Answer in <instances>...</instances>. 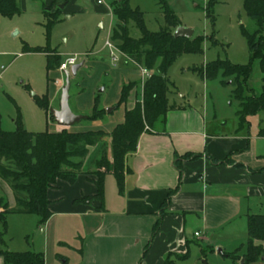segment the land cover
Instances as JSON below:
<instances>
[{
  "label": "rangeland",
  "instance_id": "1",
  "mask_svg": "<svg viewBox=\"0 0 264 264\" xmlns=\"http://www.w3.org/2000/svg\"><path fill=\"white\" fill-rule=\"evenodd\" d=\"M98 1L19 0V14L12 18H0V115L4 131L16 130L15 120L19 113L25 129L29 132H56L65 129L58 126L50 111L60 109L62 89L66 84V73L62 72L61 66L70 58H76V64L83 63L77 74H71L70 77V107L73 113L92 116L95 100L98 99L100 109H104L105 114L101 120L93 122L83 119L67 129L71 132L106 130V127H111L108 126L109 123L117 125L123 121L126 106L116 109L122 86L137 79L141 69L111 41L112 30L116 24L110 9L114 0H100L101 3ZM166 1L180 20V26L192 28L194 36L205 37L204 54H184L169 69L171 99L177 103L216 105L220 108L219 113L235 115L239 102L233 96L234 87L225 85L230 79H225L224 82L220 77L205 80L193 68L202 69L216 60H225L236 65H247L251 62L242 27L253 33L257 25L247 15L243 0H218L212 8L214 25L206 12L208 0ZM130 4L141 10L149 31L158 32L166 28L167 23L157 0H130ZM128 30L131 37H141L134 22H129ZM170 31L174 32L175 29ZM212 35H215L217 42L211 38ZM107 42L113 47H109ZM36 49L39 52H34ZM48 55L51 58L60 57L63 62L49 72ZM144 78L139 77L141 83ZM263 78L259 62L254 61L249 87L255 93L261 90ZM103 88L104 92H100ZM133 91L137 93L134 101L136 104L142 100V97H138L141 93L140 85ZM245 95H249L248 92ZM45 96L48 97L47 110L41 108L36 101V98L42 99ZM131 96L127 106L134 99ZM108 108L115 110L108 113ZM258 120L264 128V111L258 113ZM95 169L93 166L91 171ZM108 180L109 189L111 184L116 186L112 175ZM70 226L73 230L78 228L76 223H71ZM229 226L221 233L219 243L214 246L199 238L191 239L189 257L177 261V264H244L243 259L233 261L223 255L224 252H236L247 242L244 220H236ZM44 228L36 215L9 214L5 233L0 222V249L39 251ZM68 231L70 236L67 239L71 238L68 243L79 248L83 234H76L75 237L71 228ZM61 248V253L69 256L73 263L78 251L67 244ZM218 249H222L223 253L218 252ZM245 252L246 249L243 248L239 255L243 256Z\"/></svg>",
  "mask_w": 264,
  "mask_h": 264
},
{
  "label": "crops",
  "instance_id": "2",
  "mask_svg": "<svg viewBox=\"0 0 264 264\" xmlns=\"http://www.w3.org/2000/svg\"><path fill=\"white\" fill-rule=\"evenodd\" d=\"M140 92L138 97L142 84ZM137 93L131 92L134 99L125 110L134 107ZM169 103L176 108L168 111L165 124L145 131L127 156L122 193L113 175L116 186L109 189V174L104 201L90 199L97 188L88 172L102 144L90 148L76 182L59 180L48 191L51 217L35 251L44 253L45 264H164L170 254L189 252L191 239L214 246L236 220H244L247 231L249 215H264V128L258 114L241 125L236 113H219L216 105L177 103L170 95ZM117 125L109 123L103 131L111 133ZM106 142L110 146L111 139ZM187 155L197 157L181 159ZM0 185L13 208L12 190L2 180ZM176 188L162 212L169 191ZM71 223L78 228L73 230ZM70 228L75 237L83 234L79 248L68 243ZM66 244L78 251L73 263L61 253ZM0 264H5L2 255Z\"/></svg>",
  "mask_w": 264,
  "mask_h": 264
},
{
  "label": "trees",
  "instance_id": "3",
  "mask_svg": "<svg viewBox=\"0 0 264 264\" xmlns=\"http://www.w3.org/2000/svg\"><path fill=\"white\" fill-rule=\"evenodd\" d=\"M18 1L0 0V18H12L19 14ZM157 1L167 23L166 28L158 32H151L146 28L143 13L139 8L132 7L130 0H114L111 4L116 19L111 41L135 64L154 71V74L142 83L132 81L122 86L116 109L125 106L131 92L141 84L142 100L136 103L133 109H126L124 122L118 124L111 133L103 130L71 132L67 128L56 132L32 133L25 129L20 113L15 120L16 130L6 132L2 129L0 115V180L10 187L15 199V206L12 208L0 185V222L3 224L4 233L7 230V217L12 213L36 215L39 217L40 225H45L51 217L48 191L59 180L76 182L78 176L83 173L84 162L90 148L98 144H102V149L94 160L96 169L88 172V175L94 176L89 180L95 184L97 192L90 199L104 201L105 178L109 174L116 178L119 191L123 192L127 156L136 150L138 141L145 131L157 130L160 125H164L168 111L176 108L169 103V69L184 54H204L205 37L175 38L174 32L170 29L179 27L180 20L166 0ZM217 3L218 0H208V8H206L213 25L215 17L212 15V8ZM243 5L247 15L257 25L253 33L242 27L251 62L247 65H236L229 61L216 60L202 69L193 68V71L198 72L205 80H215L220 77L224 82L225 79H230L225 85L234 87L233 96L239 102L236 115L241 125L247 122L249 116L264 111V78L259 95L249 87L254 61L259 62L261 72L264 74V0H243ZM131 21L141 32V37L138 39L129 35L128 24ZM211 38L217 42L215 35ZM34 52L39 51L36 49ZM60 62L63 63L60 57L51 58L48 55L47 71L57 68ZM245 92L249 95H245ZM47 99V96L42 99L36 98L37 104L44 110H47ZM104 114L105 110L100 109V102L96 99L93 114L86 120L98 121L103 119ZM107 138L111 139L110 146L106 142ZM192 157L197 156L187 155L181 159ZM215 163L227 164L228 160ZM177 191L178 188L169 191L162 212ZM159 227L160 221L156 224L154 233ZM243 248L246 252L241 256L239 252ZM0 255L3 256L5 264H45V256L42 252L5 250L0 251ZM223 255L233 261L243 259L244 264L264 262V215H249L247 242L236 252L229 254L224 252ZM188 257L189 252L184 255L170 254L164 264H176L177 261L186 260Z\"/></svg>",
  "mask_w": 264,
  "mask_h": 264
},
{
  "label": "water",
  "instance_id": "4",
  "mask_svg": "<svg viewBox=\"0 0 264 264\" xmlns=\"http://www.w3.org/2000/svg\"><path fill=\"white\" fill-rule=\"evenodd\" d=\"M63 7V6H62ZM175 38H189L191 39L194 36V30L192 28L179 26L175 29L173 33ZM83 66L82 64H76L72 67L71 72H66V84L62 89V95L60 100V109H51V113L58 124V126L63 128H70L76 123L80 122L83 119H86L87 116L76 115L73 113L70 107V88H71V74L76 75L78 70ZM104 92V88L100 90ZM115 108H108L107 112L111 113ZM218 252L223 253L222 249H218ZM264 259V258H263ZM244 263V261H243Z\"/></svg>",
  "mask_w": 264,
  "mask_h": 264
},
{
  "label": "built area",
  "instance_id": "5",
  "mask_svg": "<svg viewBox=\"0 0 264 264\" xmlns=\"http://www.w3.org/2000/svg\"><path fill=\"white\" fill-rule=\"evenodd\" d=\"M99 3H101V1H99ZM107 45L109 47H113L110 42H107ZM76 62H77L76 58H70V59L66 60V62H64L62 64V66H61L62 72H65V73L68 72L70 70V68H72L74 65H76ZM139 67L141 69V75L143 77H145L144 81L152 76L150 70H148L145 67H141V66H139ZM195 235H196V237H200L201 236L199 232H197Z\"/></svg>",
  "mask_w": 264,
  "mask_h": 264
}]
</instances>
